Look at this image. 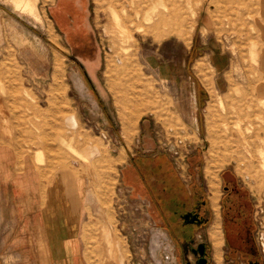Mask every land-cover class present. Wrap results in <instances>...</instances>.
<instances>
[{
	"label": "rangeland",
	"instance_id": "rangeland-1",
	"mask_svg": "<svg viewBox=\"0 0 264 264\" xmlns=\"http://www.w3.org/2000/svg\"><path fill=\"white\" fill-rule=\"evenodd\" d=\"M36 1L40 21L35 22L11 0H0V144L35 154L37 163L42 155L54 163L79 164L89 181L86 220L94 228L88 231L89 264H185L191 257L185 250L175 258L159 207L134 180V169L129 171L139 154L150 156L192 139L184 124L192 86L183 82L192 67L211 94L202 113L208 186L219 192L215 246L222 231L224 264L223 187L240 186L264 255V100L252 94L264 0H89L94 44L86 38L89 50L83 52L70 50L55 27L49 14L54 0ZM207 18L209 28L200 29ZM201 35L217 40L229 59L223 96L212 89L207 62L192 65ZM143 105L147 111L137 117L136 108ZM226 166L240 176L237 182L224 178ZM183 180L189 189L192 184ZM204 182L198 179L202 188ZM177 184L181 195L182 183ZM232 199L226 198L224 215L238 217L239 202ZM109 233L118 240L116 259L109 252ZM199 234L195 243H209L206 229Z\"/></svg>",
	"mask_w": 264,
	"mask_h": 264
},
{
	"label": "crops",
	"instance_id": "crops-1",
	"mask_svg": "<svg viewBox=\"0 0 264 264\" xmlns=\"http://www.w3.org/2000/svg\"><path fill=\"white\" fill-rule=\"evenodd\" d=\"M259 10L263 12V15L261 14L257 23V75L253 80L252 94L257 100H264L263 4ZM49 14L55 27V21L58 22L61 31L78 28L94 44L89 0H54ZM209 26L207 18L206 23H203L200 29L202 27L203 29L209 28ZM61 34L65 39V33L61 32ZM201 37L203 41L197 47L198 54L195 55L192 65L198 60L204 59L213 71V91L218 96H223L229 88L227 81L229 59L221 46L217 45L216 39L213 41V38L204 39L205 37L202 35ZM68 48L70 49L69 46ZM198 65L196 64V70L199 69ZM79 66L83 67V64L79 63ZM191 71L192 74L187 75L183 82L189 87L192 86V94L187 97L190 102V112L184 120L187 133L192 139L179 142L175 146H168L166 150L155 151L150 156L139 154V159H147L152 162L166 161L172 169L171 176L177 178L176 180L171 179V184L174 185L176 191L172 195L175 197V202L170 206L164 205L165 207L158 208L161 225L163 220L172 223V211L182 210V204L186 199L188 201V198H191V193L198 194L197 196L209 204L212 217L206 229V238L212 246L213 260L217 264H223L222 231L221 238L219 235L221 242L218 247L215 246V241L212 238L216 222L218 223V232L221 230V219L217 220L220 204L218 199L216 207H214L211 200L212 192L208 186L206 174L207 163L210 160L209 145L205 147L208 140L206 134L203 133L205 117L202 109L210 102L211 94L201 83L193 67ZM203 77L206 78L205 75ZM181 93L184 94L183 91ZM2 130L6 131L4 128ZM158 142L159 144H157ZM158 142L151 141L154 147L155 145L156 148L163 147L161 142ZM131 144H135V142L133 141ZM119 154L120 152L116 156ZM35 159V154L23 155L16 146L0 144V264H89L88 231L89 228H94L86 220L89 190L87 175H84V172L80 170L77 162L57 161L54 163L52 157L42 158V155H40L41 163H37ZM114 163L116 160L111 164ZM133 169L136 172L135 167L131 166L129 171L131 174H133ZM221 173L229 181L237 182L235 179H240L232 167H224ZM183 177L189 180V185L192 184L189 189ZM200 178L205 181L203 188L198 183ZM176 183H182L181 195L178 194L177 188L179 187L178 184L176 187ZM167 184L171 185L169 180H167ZM135 185L133 188L136 189ZM164 202H169L168 195ZM96 229L98 228L96 227ZM105 237L106 240L111 241L109 247L111 258L116 259V252L119 249L118 240L115 235L110 233Z\"/></svg>",
	"mask_w": 264,
	"mask_h": 264
},
{
	"label": "flooded vegetation",
	"instance_id": "flooded-vegetation-1",
	"mask_svg": "<svg viewBox=\"0 0 264 264\" xmlns=\"http://www.w3.org/2000/svg\"><path fill=\"white\" fill-rule=\"evenodd\" d=\"M55 23L57 29L65 33L64 40L70 49L76 52L89 50L85 41L86 37L78 28L66 29V31L63 29L64 31H61L58 22L55 21ZM89 59H91L89 60L91 62L92 58L89 57ZM223 192L228 195V199L233 198L232 200L239 202L236 206L240 209L238 217H228L224 215L228 206H222L225 241L224 264H264V255L255 237L256 224L253 218L247 217L245 206H243L247 204L246 201L249 200V197L243 192L242 187H236L235 189V187L225 186ZM197 195L191 193V198H188V201L182 204V210L172 211V223L163 220L162 226L169 241L173 244L176 259L180 258L179 253L183 254L186 250L191 255L189 257L191 261L188 260L185 264H210V261H213L211 244L202 240H198L197 243L194 242L195 237H201L199 232L207 229L212 217L209 204ZM229 210L235 211L236 209L231 205Z\"/></svg>",
	"mask_w": 264,
	"mask_h": 264
},
{
	"label": "trees",
	"instance_id": "trees-1",
	"mask_svg": "<svg viewBox=\"0 0 264 264\" xmlns=\"http://www.w3.org/2000/svg\"><path fill=\"white\" fill-rule=\"evenodd\" d=\"M133 166L136 171L134 172V180H136L139 185L143 186L146 194L151 198L154 207L157 206L162 208L165 207L164 205L170 206L175 202V197L172 196L176 192L174 185L171 184V179L173 178V176H171L172 169L166 161L159 160L158 162H152L147 159H138ZM167 180H169L172 186L167 184ZM133 185H135V183ZM167 195L169 202L165 203L164 201ZM226 198L227 197L222 200L221 205L223 207L227 206ZM184 202H187V199Z\"/></svg>",
	"mask_w": 264,
	"mask_h": 264
},
{
	"label": "bare ground",
	"instance_id": "bare-ground-1",
	"mask_svg": "<svg viewBox=\"0 0 264 264\" xmlns=\"http://www.w3.org/2000/svg\"><path fill=\"white\" fill-rule=\"evenodd\" d=\"M12 4H13V7L15 10L17 11H20L21 14H26L28 15L29 17H31L32 19L36 21H40V18L36 12V8H35V5H36V0H11ZM34 22V21H33ZM49 27V26H48ZM49 29V32L50 34H52V28H48ZM136 97V96H135ZM138 97L134 98L133 100L136 101ZM134 104V103H133ZM141 106V104H139ZM137 106V105H136ZM139 106V107H140ZM143 109H137L136 108V116L138 117L139 115H141L143 112L147 111V108L145 107V105H143ZM129 126V124H128ZM211 192H212V197H211V200H212V204L214 207H216V204L218 202V199H219V192H218V188L216 187V185H213L211 186ZM218 230V223L216 222L214 227H213V231L212 234L213 236H215V232ZM109 241V240H108ZM111 243V241H109Z\"/></svg>",
	"mask_w": 264,
	"mask_h": 264
}]
</instances>
